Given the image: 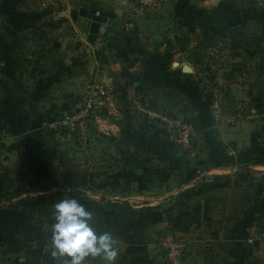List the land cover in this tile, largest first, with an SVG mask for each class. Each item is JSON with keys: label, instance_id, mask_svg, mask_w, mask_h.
Instances as JSON below:
<instances>
[{"label": "crops", "instance_id": "0c3cea01", "mask_svg": "<svg viewBox=\"0 0 264 264\" xmlns=\"http://www.w3.org/2000/svg\"><path fill=\"white\" fill-rule=\"evenodd\" d=\"M177 1L164 3L166 8L158 13L155 23L153 19L140 18L142 11L135 8V20H121L118 13L133 8L122 3L114 12L116 16L108 18L104 36L90 40L86 35L92 45L100 39L109 42L118 38L119 47L114 50L119 52V58L112 59L111 54L106 63L100 64L93 57L82 66L62 53L55 69L37 77L34 74L35 80L23 82L24 87L19 89L16 70L11 66L5 71L8 80L0 83V264H57L47 250V227L52 223V205L65 197H74L84 206L94 204L88 209L93 213V226L100 232L111 231L122 241L117 264H164L160 239L168 231L186 245L184 264H264V118L234 121L233 105L224 104L222 95L198 91L195 84H190L204 75L198 69L205 55L202 50L195 55L187 48L180 49L179 42L189 46L191 36L199 30H192L174 14ZM185 1L218 14L246 0ZM249 1L248 7L262 9L257 0ZM253 23L264 22L251 21L237 29ZM90 24H78L74 29L79 32L78 28L83 27L86 31ZM153 25L155 30L160 25L177 27L176 32L165 31L164 51H168L170 65L157 61L154 54L147 56L154 41L160 43L159 37L143 30ZM244 37L238 34L233 40ZM250 37L254 35L244 38L251 40L246 54L242 56L243 50L237 51L233 69L239 75L232 80L249 77L250 95H254L253 88L257 95L248 99L264 105V49L258 50ZM159 47L162 50L164 45ZM103 55H107L106 50ZM146 56L150 58L145 63ZM185 67L189 73L183 72ZM216 69L223 71L220 66ZM227 79L223 81L233 82ZM223 81L218 77L215 83L221 86ZM92 82L106 86L112 100L110 107L103 110L104 121L101 117L91 119L88 123L95 129L87 130V123L81 131H88L92 143L95 138L108 141L93 145L90 154L94 157L85 156L73 166L70 164L72 175H81V171L87 175H77L69 181L65 169L62 167L59 174V164L45 155L48 150L39 143L43 144L47 135H41L40 128L50 124L54 113L79 106ZM116 89L122 90L124 101L119 112ZM131 90L135 103L138 96L146 102L154 100L152 104L156 106L168 101L176 115L192 119L198 131L191 147L179 149L168 132L156 125L154 131L167 150V159L158 160L137 151L128 140L132 128L141 120L135 103V111L131 109ZM102 151L106 153V166L101 170L103 161L96 157ZM111 156L117 158L113 160ZM60 177L62 182H55ZM13 192L19 193L3 199ZM107 202H125L140 215H122L102 208ZM91 264H100L99 258Z\"/></svg>", "mask_w": 264, "mask_h": 264}, {"label": "rangeland", "instance_id": "374dc122", "mask_svg": "<svg viewBox=\"0 0 264 264\" xmlns=\"http://www.w3.org/2000/svg\"><path fill=\"white\" fill-rule=\"evenodd\" d=\"M257 1L259 2L257 4L261 5L262 9L248 7L251 4L249 0H246L243 4H240L239 7L236 8H239V11L241 12H264V0ZM212 2L215 1L213 0ZM122 3L130 4L133 6V8L127 7V9H124V13H118L121 20H135V16H137L135 9H139L142 11L139 14L140 18L145 17L146 19H153V22L155 23L157 22L155 21L156 18L158 19V13H163L162 10L166 8V5L164 4H160V7L155 6L154 0H0V83L8 80L6 79L7 72L5 71L12 66L16 70L19 78V80L16 81V87L18 89L21 86L24 87V85H22L23 82V84L28 82L32 83V79L35 80V76L37 77L40 73L47 72L48 70H52L53 68L55 69L57 67L58 59H60L62 53L64 57L74 58L82 66L88 63L89 60H91L93 57L100 64L106 63L105 59H108L107 56L110 57L111 54L113 57L112 59H115V57H121L118 56L120 55L119 52L114 50L116 47H119L117 41L118 38L110 39L109 42H107V40L105 39H100V41L96 45H92L88 42V39L86 37V35L89 36V30L84 31L83 27H81V30H79L78 28L79 32H77V30L74 29V26L75 28H77L78 24H80L81 26L83 24V26H85V24L91 23V21L87 18L90 11H95L97 15L105 14L107 19L111 18L110 16L115 17L116 15L114 12L118 11L121 8ZM233 5L235 4L233 3ZM156 7L159 9H157ZM82 9L86 10L84 15L80 14ZM168 9L169 7H167V10ZM8 11H14L16 13L22 14L23 17H26L27 22L22 26L20 25L19 29H16L15 24H11L10 19H8ZM207 11L211 14L210 11L212 10L207 9ZM212 15L218 16L219 14L212 13ZM27 18L31 20H28ZM74 23L76 24L74 25ZM237 27L239 26L227 29L225 31L226 34H224V31L221 32L220 35L222 36H219V33L216 35L215 33H204L202 30H199V33H195V35L191 36V44H189V46L183 41L184 44H182V47H180V49H189V52L195 55H197V51L199 50H202V52H204L205 58L203 66H199L198 69V73H204V75H200V77H197L196 79H193V77H191V80L193 79V82L190 84H195V89L198 91L200 90L207 93L214 91L216 94H219V97L222 95L220 98L224 104L226 102H230L231 107L233 105L231 110L239 105H253L254 103L251 102V100L248 98H251L252 96L255 97L257 95V90L254 88V95L252 93V95H250L251 90L247 86L249 77H244L245 80L240 79L237 82L232 80L234 78L233 76L239 75L238 72L233 69L234 61L237 58L236 54H239V52L237 51L243 50L241 51V54L242 56H244V54H246L244 51H246L247 46L251 41H248V39L244 38H248L249 35L253 34L254 37L250 38L253 40V43L257 44V49H264V23H253L250 25L247 24V27L245 26L240 30H238ZM175 28L177 29L176 26L169 27V25H167L165 27L160 25L157 26V30H155V27L153 25V27L151 26L148 31L147 29H143L144 32H148V34L159 37L160 42L158 43L154 41V44L152 45L151 50L148 51L147 56L154 54V56H157V61L160 60L159 62L164 63V65H170L167 62L168 59L166 57L168 51H164L167 47L165 46L167 45L165 36L167 32L165 31L166 29H171L176 32L177 30H174ZM137 31L142 32L141 29H137ZM158 32L160 33L158 34ZM238 34H243L246 37L238 38L237 41H234L233 39L236 38V35ZM182 36H184V34ZM182 36L180 38H183ZM149 44L151 43H148V45ZM160 44L164 45V48L162 50L160 47L158 48ZM104 50H106V56L103 55ZM66 52L68 53L66 54ZM147 56L144 59L146 60L145 63L147 62V59L150 58ZM219 66L220 70H223L222 73H219L216 69ZM34 74L36 75L34 76ZM218 77H220L222 81L227 77L228 81L233 82L225 83L223 81V86H221L224 88H221L219 83H215L217 82ZM235 83L243 84H239V86H237V84ZM244 85H246V88ZM4 91L8 90L4 89ZM30 91L31 90L29 89L28 93ZM121 91L122 90L116 89V91L114 92V97L118 102V104H116V109L118 110V112L122 110L121 107H123L124 104V101L122 99L123 94ZM234 92L236 94L235 96ZM130 95L133 102L131 109L133 107L132 111H135V101L132 90ZM157 97L159 98V95H157ZM127 100H125V103H128ZM261 106L264 108V105ZM156 108H164V110L172 109L170 108L168 101H162L159 106H156ZM61 115H63V112L54 113L53 117H51L53 119V122H50L49 125H44L40 128L41 135H47V138L46 140L43 139V144L42 142L39 144L41 145V147H45L46 151L48 150V152L44 153L48 156L50 161L52 162L55 160L56 164H59V167H57L59 168V174L62 173V167L63 169L67 168V179L70 181L71 179L73 180L76 175H78H72L73 163L82 161V157L85 156L90 155L91 157H94V155L90 154L91 149L94 147L93 145L95 143H97V146L104 145V141H108V139L95 138L94 143H92L90 140L92 138L88 137V131L83 134V132L80 130L77 139H75L74 141L66 143L65 146L57 145L54 135L55 131L52 132L50 126L51 124L55 123ZM98 116L103 120L104 113L102 112ZM93 125L94 124L92 123H88L87 130L93 131L95 129V126ZM156 127L157 126H153V128ZM95 133H97V131ZM178 148L181 149L180 147ZM76 153L78 154L76 155ZM105 155L106 153H103L102 151L101 154L96 157L97 160L103 161V164L100 166L101 170L102 167L106 166L104 160ZM111 158L114 160L117 157L111 156ZM106 159L108 161V158ZM53 172L54 170H52V173ZM83 174L86 173H82L81 171V175H78V177H82ZM55 175H57L56 177H59L58 173H56ZM52 176H54V174H52ZM58 180L59 181L55 182H62L61 177ZM24 198H26L25 200L27 201L30 199V197Z\"/></svg>", "mask_w": 264, "mask_h": 264}, {"label": "built area", "instance_id": "2783aa9c", "mask_svg": "<svg viewBox=\"0 0 264 264\" xmlns=\"http://www.w3.org/2000/svg\"><path fill=\"white\" fill-rule=\"evenodd\" d=\"M155 6L172 0H154ZM136 112L140 119H147L153 125L164 128L182 150H188L197 133L196 124L192 119L174 113L173 110L149 107L146 100L136 97ZM111 93L106 86L97 82L88 85L82 103L75 109L63 113L51 124V131H55L57 145L65 146L77 139L79 131L91 120H97L104 109L110 107ZM233 120H259L264 118V108L261 105H239L233 109ZM101 124V121H99ZM164 264H184L186 245L176 238L170 231L164 232L160 239Z\"/></svg>", "mask_w": 264, "mask_h": 264}, {"label": "clouds", "instance_id": "9594fccd", "mask_svg": "<svg viewBox=\"0 0 264 264\" xmlns=\"http://www.w3.org/2000/svg\"><path fill=\"white\" fill-rule=\"evenodd\" d=\"M52 223L47 250L57 264H117L122 241L111 231H97L93 213L74 197L55 202L51 209Z\"/></svg>", "mask_w": 264, "mask_h": 264}, {"label": "trees", "instance_id": "16d2710c", "mask_svg": "<svg viewBox=\"0 0 264 264\" xmlns=\"http://www.w3.org/2000/svg\"><path fill=\"white\" fill-rule=\"evenodd\" d=\"M174 14L179 18H183L184 21L188 25H190L192 30H202L204 33L211 32L215 34H220L221 32L226 31L231 27L245 25L246 23L251 21L264 22V12H241L238 9L231 7V9L229 10H220L218 16H213L205 10L189 4L185 0H178L176 5L174 6ZM7 16L8 19H10L11 24H15L16 29H19L20 25L22 26L24 23L27 22L26 17H23L22 14L16 13L14 11H8ZM119 27L117 29H119ZM179 43L180 47H182V44H184L183 41H180ZM166 57L168 58L169 55H167ZM51 122H53V120H51ZM153 126L156 125L149 123L147 119H141V121H139L132 128L128 136V140L137 151L154 155L158 160H166L167 150L163 142L159 139V136L154 131ZM65 171L67 170L65 169ZM64 174H66V177L68 176L67 172H64ZM37 188L39 187L37 186ZM15 194L17 195L16 192H13L10 195L4 197L3 199H7V197L9 196H15ZM92 205L94 204L88 203L85 206L87 207V209H90ZM97 206L98 205L95 204V207ZM102 208L114 212H119L122 215H140L139 212L132 210L130 206L125 202H107L102 204Z\"/></svg>", "mask_w": 264, "mask_h": 264}, {"label": "water", "instance_id": "95a60500", "mask_svg": "<svg viewBox=\"0 0 264 264\" xmlns=\"http://www.w3.org/2000/svg\"><path fill=\"white\" fill-rule=\"evenodd\" d=\"M80 14L82 15V11L80 12ZM87 18L91 21L90 27L88 28L90 40L96 39V37L98 36H104L105 31L107 29V21H108L106 15L105 14L97 15L95 11H90L89 16ZM183 72L189 73L190 71L188 68L185 67L183 69ZM152 102H154V100L151 99L147 100L148 106L154 108L156 105L152 104Z\"/></svg>", "mask_w": 264, "mask_h": 264}, {"label": "flooded vegetation", "instance_id": "af4514ba", "mask_svg": "<svg viewBox=\"0 0 264 264\" xmlns=\"http://www.w3.org/2000/svg\"><path fill=\"white\" fill-rule=\"evenodd\" d=\"M83 15L85 14V12L84 13H82Z\"/></svg>", "mask_w": 264, "mask_h": 264}]
</instances>
